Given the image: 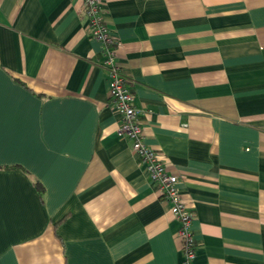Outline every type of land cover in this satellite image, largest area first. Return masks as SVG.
<instances>
[{
	"label": "crops",
	"instance_id": "crops-1",
	"mask_svg": "<svg viewBox=\"0 0 264 264\" xmlns=\"http://www.w3.org/2000/svg\"><path fill=\"white\" fill-rule=\"evenodd\" d=\"M104 5L193 264H264V0ZM103 60L84 0H0V264H182Z\"/></svg>",
	"mask_w": 264,
	"mask_h": 264
},
{
	"label": "built area",
	"instance_id": "built-area-1",
	"mask_svg": "<svg viewBox=\"0 0 264 264\" xmlns=\"http://www.w3.org/2000/svg\"><path fill=\"white\" fill-rule=\"evenodd\" d=\"M91 36L103 45V66L109 76L110 104L121 116L119 134L133 141V150L142 159L151 179L157 184L160 198L171 204L172 216L180 222L179 236L183 240L182 264H193L196 244L191 231L195 213L180 195L179 177L168 171L163 155L145 142L140 122L141 111L134 104V94L128 79L117 63V44L106 19L104 0H84Z\"/></svg>",
	"mask_w": 264,
	"mask_h": 264
},
{
	"label": "trees",
	"instance_id": "trees-1",
	"mask_svg": "<svg viewBox=\"0 0 264 264\" xmlns=\"http://www.w3.org/2000/svg\"><path fill=\"white\" fill-rule=\"evenodd\" d=\"M35 185L38 188V190L40 191V193H42L43 192V186L38 182H36Z\"/></svg>",
	"mask_w": 264,
	"mask_h": 264
}]
</instances>
